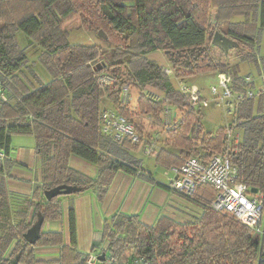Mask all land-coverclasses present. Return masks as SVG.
<instances>
[{"label": "trees", "instance_id": "trees-1", "mask_svg": "<svg viewBox=\"0 0 264 264\" xmlns=\"http://www.w3.org/2000/svg\"><path fill=\"white\" fill-rule=\"evenodd\" d=\"M75 18L85 29L105 32L107 38H102L112 47L71 44L66 24ZM0 23V86L6 94V99L0 95V150L5 154L0 157V173L23 166L8 156L14 135H33L42 159V183L31 195L8 193L0 184V215L6 195L14 199L11 204L22 201L23 205L17 210L21 219L11 237L16 242L8 257H0V264L14 258L16 264H40L35 247L47 245L61 246L58 264H89L91 253L77 246L73 206L69 245L62 231L42 229L35 243L28 242L24 234L39 212L44 222L62 217V195L48 200L45 190L77 185L80 190L72 194L95 189L103 200L119 171L173 190L197 211H186L191 217L186 221L161 215L152 226L138 215L115 214L104 222L102 238L108 244L97 254L105 253L97 264H258L260 235L228 211L212 207L216 196L212 185H199L192 195H186L157 182L135 156L137 145L102 131L101 114L106 97L114 109L133 120L134 112L121 99L122 87L133 84H151L162 91L165 100L185 109L168 130L169 142L155 157V165L166 169L182 165L192 153L208 159L222 151L228 125L239 122L241 139L238 150L232 152V162L239 180L264 196V90L241 101L228 125L218 127L214 134L201 126L193 136L201 104L194 106L163 66L148 57L163 50L179 78L227 73L234 90L254 88V82L240 75L238 64L216 58L210 49H222L213 43L216 32L234 38L241 59L254 62L264 74V56L258 59L254 51L264 29V0H0ZM19 33L27 41L25 47L19 43ZM32 44L40 48L39 62L51 76L44 81L34 72L36 84L23 74L27 48ZM222 51L227 58L228 53ZM99 57L102 62H95ZM103 74L113 80L102 82ZM160 101L142 94L138 108L144 114L157 113ZM71 155L94 163L98 176L92 178L73 168Z\"/></svg>", "mask_w": 264, "mask_h": 264}, {"label": "crops", "instance_id": "crops-1", "mask_svg": "<svg viewBox=\"0 0 264 264\" xmlns=\"http://www.w3.org/2000/svg\"><path fill=\"white\" fill-rule=\"evenodd\" d=\"M254 51L258 59L264 56L261 52V43L254 47ZM239 68L240 75L254 82L255 87L253 89L257 93L264 90V74L254 62H248L246 72L241 71L240 65ZM214 73L217 74L218 78L219 72ZM191 85L197 84L192 83ZM190 86L183 82L181 87H176L184 91L185 88ZM200 93L205 99L206 94L202 92L201 88ZM110 106H113L112 102L104 97L102 108L110 109ZM174 116H177L176 112H174ZM202 127L204 128L203 125ZM204 131L206 132L205 129ZM28 136L26 138L14 135L11 138V149L8 156L10 159L20 162L23 166L15 165L10 168L9 172L0 173V184L4 186L7 192L31 195L34 188L42 183V159L36 152L35 137L33 135ZM162 147L163 145L160 148ZM1 153L3 152L0 151ZM150 158L151 160L147 164L143 162L144 169L151 172L157 182L170 184L171 186V180L175 174L166 168H164L162 176L155 174L152 170L155 157ZM69 163L73 168L89 177L96 178L98 176V167L77 155H71ZM60 203L62 206L61 219L44 222L42 229L44 231H62L64 243L69 245L71 243L70 208L73 206L78 249L96 256L105 250L108 244L102 238L104 222L111 219L115 214L138 215L143 223L152 226L161 215L170 216L179 221H186L191 219L186 211H197L173 190L123 171L116 173L103 200L98 199L95 189H89L78 194L62 195ZM30 219L29 214L28 222ZM15 242L16 240L11 241L10 251ZM60 249L61 246L59 245L38 246L35 247V257L38 261H41L40 264H58L56 261L59 258ZM93 249L95 250L93 251Z\"/></svg>", "mask_w": 264, "mask_h": 264}, {"label": "rangeland", "instance_id": "rangeland-1", "mask_svg": "<svg viewBox=\"0 0 264 264\" xmlns=\"http://www.w3.org/2000/svg\"><path fill=\"white\" fill-rule=\"evenodd\" d=\"M1 26L2 24L0 23V28ZM66 29L69 32V40L71 44H95L97 46H102L105 49H109L110 47H112V45L106 43L103 40L98 31L83 28L81 26L80 20L77 18L70 20L66 24ZM18 40L22 47H25L27 45V41L20 33L18 36ZM260 43L261 52L262 54H264V30L262 31ZM210 50L212 55L216 58L228 60L230 62V65H237L238 63L241 66L242 72L247 71L248 62L250 61L241 59L242 53L239 54V52L237 51V46H233L229 49V51L227 52V58L223 55L222 49L218 46H212ZM40 52V48H38L34 44L28 46L27 48L28 62L23 69V74L25 76V79L28 80V82H33V84H36L33 76L34 72L44 81L51 77L48 71L39 62ZM148 57L160 63L163 66L164 70L166 69V67L171 70L168 75L171 77L174 85H176L177 87H181V83L183 82L187 86L195 83L199 88H201L202 92L206 94L205 99L208 101V105L204 106L203 104H201V114L199 115V120L193 126V136L197 134L200 126L202 125L204 126L205 130L214 134L218 127L228 125V123L232 119H234L236 110L228 107L226 102L217 101V99H215L213 93L211 92V86L218 84L216 73L209 72L205 74L202 73L196 74L194 76H187L185 78H179L175 76L176 67L169 63L168 58L163 50L151 52L148 54ZM95 62L101 63L102 57H99ZM100 79L107 83L110 80V76L103 74L101 75ZM0 93L2 94V90ZM142 94L154 97L155 99L162 101H160L157 113L144 114L140 112L138 108V98ZM121 99L122 102L134 112L135 115L133 116L132 121L141 132L143 138L155 141L159 148L162 145L165 146L166 143L169 142L168 130L172 129L178 123L185 110L182 107L175 105L168 100H165L162 91L155 88L151 84H133L132 86H123ZM12 102L14 103V101ZM110 108H114V106H110ZM174 112H176L177 116H174ZM236 131H240L239 128H237ZM19 136L26 138L29 137L28 135ZM0 151L4 153V151ZM3 153L0 154L1 158H4L5 156ZM135 156L141 158L146 164L151 160V158L145 155L141 150H136ZM152 167V170L155 174L162 176V173L164 171L163 167L155 164H152ZM13 200L14 199H11L9 195H6L5 200H3L5 201L6 206L2 205L1 208V210L4 209V212L0 215V257L9 256L10 249L12 247L11 237L16 232V226L21 219L19 214H17V210L23 207V205L21 204L22 201L19 204H11V201Z\"/></svg>", "mask_w": 264, "mask_h": 264}, {"label": "built area", "instance_id": "built-area-1", "mask_svg": "<svg viewBox=\"0 0 264 264\" xmlns=\"http://www.w3.org/2000/svg\"><path fill=\"white\" fill-rule=\"evenodd\" d=\"M164 71L167 74L171 72L168 68ZM112 80L113 78L110 77L109 82ZM245 80L251 82L249 78ZM182 92L188 95L194 106L208 105V101L202 97L197 85H191ZM211 92L217 101L226 102L227 106L234 110L244 99L257 95L253 88H247L245 91L234 90L233 79L227 73L218 74V84L211 86ZM1 97L6 99L3 93ZM238 125L239 122L228 125L226 145L222 151L213 153L208 159L192 154L186 158L182 165L171 167L169 170L175 174L171 180V187L180 193L192 195L199 185H212L216 189L212 207L218 211H228L260 235L262 247L258 264H264V196L258 191L254 192L247 183L239 180L238 168L232 162L231 157L232 152L235 153L238 150L241 139L240 131H236ZM101 128L105 134L111 135L117 140H130L138 146L137 150H141L149 157H156L160 150L155 141L144 139L135 123L117 109L103 110ZM97 262L98 257L90 254L88 263L97 264Z\"/></svg>", "mask_w": 264, "mask_h": 264}, {"label": "water", "instance_id": "water-1", "mask_svg": "<svg viewBox=\"0 0 264 264\" xmlns=\"http://www.w3.org/2000/svg\"><path fill=\"white\" fill-rule=\"evenodd\" d=\"M99 35H101L103 38H107L105 32H103L102 30L99 31ZM213 43L220 45L222 49L225 51V53H227L231 47L237 46L239 44L238 41L235 40L234 38L228 37L220 32L215 33ZM79 190L80 187L77 185L61 184L51 189L45 190L44 194L45 197L49 200L55 196L69 195ZM252 190L254 192L258 191L256 188ZM43 223H44L43 215L39 212L37 220L24 234V237L28 242L35 243L36 240L40 237ZM104 258H105V253H102L101 255L98 256L99 260H103ZM16 263H17V258H14L11 259L9 264H16Z\"/></svg>", "mask_w": 264, "mask_h": 264}]
</instances>
